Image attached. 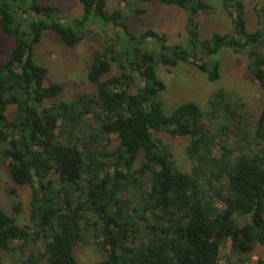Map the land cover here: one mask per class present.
I'll return each instance as SVG.
<instances>
[{"label": "trees", "instance_id": "obj_1", "mask_svg": "<svg viewBox=\"0 0 264 264\" xmlns=\"http://www.w3.org/2000/svg\"><path fill=\"white\" fill-rule=\"evenodd\" d=\"M122 1L128 12H108L106 0H79L83 15L68 25L58 7L40 0H0V28L14 39L0 64L1 160L15 185L31 188L28 224L0 205V264L5 254L9 264H81L74 248L91 242L105 254L95 264H223L226 241V263H248L264 244V105L251 123L244 103L219 89L207 110L188 102L166 115L156 64L189 63L215 81V56L228 48L245 55L264 93V0L253 8V31L243 2L222 0L231 32L205 39L196 16L211 9L206 0H141L185 11L186 45L169 44L151 28L131 31L127 22L145 10L133 5L137 0ZM92 16L121 30L93 55L88 79L96 93L48 103L62 87L44 85L47 70L33 60L35 44L51 30L73 47L85 36L77 28ZM112 65L118 73L106 77ZM159 132L188 137L189 171Z\"/></svg>", "mask_w": 264, "mask_h": 264}, {"label": "rangeland", "instance_id": "obj_2", "mask_svg": "<svg viewBox=\"0 0 264 264\" xmlns=\"http://www.w3.org/2000/svg\"><path fill=\"white\" fill-rule=\"evenodd\" d=\"M206 1L210 4L211 9L200 11L196 16L200 39L208 38L214 32H231V20L223 8L222 0ZM241 1L244 4L247 30L253 31L257 28L253 8L258 6L262 0ZM40 3L58 7L63 16V22L68 25L73 19L81 18L83 15L79 0H40ZM133 5L145 11L142 14L133 15L129 19L127 23L131 31L139 33L151 28L164 33L169 44L186 45L188 43L187 13L183 9L174 5H165L159 1L137 0ZM115 8L128 12L129 7L127 8L122 0H106L108 12ZM77 31L84 33L85 36L73 47L65 45L60 37L51 30L43 31L40 41L34 46V62L47 70L44 85L56 83L62 87L61 93L50 99L48 103L53 101L69 102L82 94L94 95L96 87L88 79L93 55L102 47L106 38H110L118 31L121 32L119 28H114L110 23L93 16L83 27L77 28ZM13 46V37L3 33L0 28V64L8 60ZM259 50L264 55V43L259 47ZM215 59L220 62V77L215 81H210L204 72L189 63L179 62L174 67H167L161 63L156 64L157 77L165 84L164 90L158 95L164 114L169 115L179 105L188 102H194L202 110H207L211 96L217 90L222 89L230 100L243 102L249 121L255 122L264 105V93L249 73L245 55L223 48L215 56ZM117 73L116 66L112 65V69L106 77ZM136 89L137 84H133L131 91L134 92ZM13 109L9 106L6 111L9 117H12ZM158 136L170 146L173 159L180 169L189 171L191 161L185 153L188 137H171L163 132H159ZM116 142L113 139L109 148H112ZM5 146L6 144H0V205L6 213L16 218L19 225H25L29 223L31 188L28 185H15L12 182L6 163L1 160V150ZM139 163L140 157L135 166L138 167ZM11 187L16 189V194L9 191ZM228 249L229 242L226 241L220 247L223 264H227L224 255ZM73 252L81 264H95L104 259L105 255L92 242L76 245ZM11 260V256L4 255L5 264H9ZM258 260L264 262V244L255 247L247 264H257ZM41 264L47 263L43 260Z\"/></svg>", "mask_w": 264, "mask_h": 264}, {"label": "built area", "instance_id": "obj_3", "mask_svg": "<svg viewBox=\"0 0 264 264\" xmlns=\"http://www.w3.org/2000/svg\"><path fill=\"white\" fill-rule=\"evenodd\" d=\"M245 264H247V263H245Z\"/></svg>", "mask_w": 264, "mask_h": 264}]
</instances>
